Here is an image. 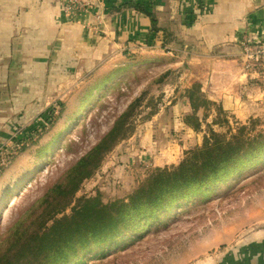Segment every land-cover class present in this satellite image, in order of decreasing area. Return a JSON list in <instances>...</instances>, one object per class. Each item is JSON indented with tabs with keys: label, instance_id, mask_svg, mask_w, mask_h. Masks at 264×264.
Masks as SVG:
<instances>
[{
	"label": "rangeland",
	"instance_id": "1",
	"mask_svg": "<svg viewBox=\"0 0 264 264\" xmlns=\"http://www.w3.org/2000/svg\"><path fill=\"white\" fill-rule=\"evenodd\" d=\"M141 11L149 17L153 15L152 8ZM128 51L126 59L112 63L110 71L99 70L93 78L85 76V72L70 77L61 86L13 87L12 101L8 91L0 86V152L42 132L39 144L21 153L14 162L5 161L1 166L4 159L0 158V198L24 172L35 168L18 187L15 200L2 210L0 234L16 218L19 210L40 197L49 180L94 146L135 100L141 99V103L131 118L134 132L107 155L96 176L83 184L79 196H95L100 192L104 203L124 199L126 202L127 195L139 182L156 169L179 165L186 151L199 141L194 139L193 133L185 134L181 127L172 128L167 133L165 130L153 133L154 116L147 119L153 102L158 103V111L159 107L165 108L166 102L173 100L174 89L158 81L166 72L164 68H154L153 60L139 61L145 55L134 56L130 55L133 50ZM102 84L104 86L98 89ZM52 111L57 116L62 111L54 126L47 123ZM182 113L181 106L170 103L168 118L161 120L158 117L155 121L164 125L171 115L173 121L179 122L176 117ZM214 120L205 129L206 133L210 129L235 131L241 125L231 121L232 125L221 127ZM254 122L257 121L251 123ZM257 126V130L264 129L262 123ZM203 136L199 135L200 141ZM54 139L57 144L45 156L46 162L35 166L37 150ZM70 139L80 142L78 154L67 155L66 144ZM251 163L258 165L247 172L239 169L240 173L227 183H217V189L206 190L198 200L170 210L162 217L163 222H156L160 216L158 213L157 218L147 222L145 231H133L115 247L97 249L82 258L80 263L203 264L214 260L213 256L235 241L262 232L264 157L249 158L245 166Z\"/></svg>",
	"mask_w": 264,
	"mask_h": 264
},
{
	"label": "crops",
	"instance_id": "2",
	"mask_svg": "<svg viewBox=\"0 0 264 264\" xmlns=\"http://www.w3.org/2000/svg\"><path fill=\"white\" fill-rule=\"evenodd\" d=\"M70 3L0 0V86L11 101L13 87L61 86L85 72L93 78L126 59L131 49L130 55H145L139 61L164 68L169 75L163 84L174 89L173 100L153 117L154 134L181 127L199 140L191 150L202 144L217 109L237 124L264 123V78L246 68L241 47L264 44V0H100L97 9L73 18L66 12ZM140 4L153 9L155 24L135 9ZM195 85L214 105L198 110L201 131L183 122L192 113L186 92ZM170 103L183 108L179 122L171 115L164 125L155 121L168 118ZM213 259L203 264H264V230Z\"/></svg>",
	"mask_w": 264,
	"mask_h": 264
},
{
	"label": "trees",
	"instance_id": "3",
	"mask_svg": "<svg viewBox=\"0 0 264 264\" xmlns=\"http://www.w3.org/2000/svg\"><path fill=\"white\" fill-rule=\"evenodd\" d=\"M145 6L134 5L139 11L146 9ZM150 18L155 24L152 14ZM168 75L165 73L158 81L164 82ZM186 96L192 113L184 116L183 122L194 131H201L197 112L201 108L211 110L214 105L203 98L197 85L190 88ZM140 103L141 99L135 100L94 146L49 180L40 197L18 211L16 218L0 234V264H85L80 263L81 259L89 253L113 248L133 231H145L150 219L158 217L156 222H163L162 217L170 210L198 200L206 190L217 189V183H227L240 173L239 169L241 172L252 170L258 164L245 166L249 158L264 157V129L257 130L261 121L250 122L249 126L237 124L239 127L235 131L210 129L200 146L186 151L179 165L154 170L127 195L126 202L124 199L104 203L100 192L95 196H79L83 184L96 176L107 155L134 132L131 118ZM157 104L153 102L147 119L158 113ZM54 113L52 111L48 117L47 123L51 126L60 118V113L59 116ZM214 123L221 127L232 125L219 109ZM41 136L39 132L29 136L30 140L22 139L1 151L0 158L11 157V151H28L39 144ZM56 141L37 150L35 166L46 162L45 156L53 151ZM79 149L77 140L70 139L66 144L67 155L78 154ZM33 170L35 168L27 170L9 186L0 203L12 196ZM158 213L160 216L155 217Z\"/></svg>",
	"mask_w": 264,
	"mask_h": 264
},
{
	"label": "built area",
	"instance_id": "4",
	"mask_svg": "<svg viewBox=\"0 0 264 264\" xmlns=\"http://www.w3.org/2000/svg\"><path fill=\"white\" fill-rule=\"evenodd\" d=\"M98 6H100V0H71L70 5L66 8V12L69 13L70 18H73L76 13L92 11L97 9ZM241 47L246 68L251 72L260 74L264 78V44H244ZM11 153V157L3 158L4 161L1 162V166L5 161L12 163L21 154L19 150L11 151Z\"/></svg>",
	"mask_w": 264,
	"mask_h": 264
},
{
	"label": "bare ground",
	"instance_id": "5",
	"mask_svg": "<svg viewBox=\"0 0 264 264\" xmlns=\"http://www.w3.org/2000/svg\"><path fill=\"white\" fill-rule=\"evenodd\" d=\"M25 181V180H24ZM23 181V182H24ZM19 189V188H18ZM18 189L13 193L12 196L6 197L1 203H0V214L2 210L7 206L9 203L13 202L15 199V193L18 192Z\"/></svg>",
	"mask_w": 264,
	"mask_h": 264
}]
</instances>
